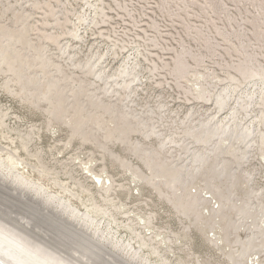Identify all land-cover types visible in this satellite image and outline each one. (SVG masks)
I'll use <instances>...</instances> for the list:
<instances>
[{
    "label": "rangeland",
    "instance_id": "1",
    "mask_svg": "<svg viewBox=\"0 0 264 264\" xmlns=\"http://www.w3.org/2000/svg\"><path fill=\"white\" fill-rule=\"evenodd\" d=\"M0 218L75 263L264 264V0H0Z\"/></svg>",
    "mask_w": 264,
    "mask_h": 264
},
{
    "label": "bare ground",
    "instance_id": "2",
    "mask_svg": "<svg viewBox=\"0 0 264 264\" xmlns=\"http://www.w3.org/2000/svg\"><path fill=\"white\" fill-rule=\"evenodd\" d=\"M220 99V98H219ZM222 99V98H221ZM220 99V100H221ZM222 101V100H221ZM222 103V102H220ZM199 157V156H198ZM201 157V156H200ZM22 185L23 184H26V182H22L21 183ZM20 186V185H19ZM24 187V186H23ZM40 188V187H39ZM27 189V188H26ZM29 189V188H28ZM42 190V189H41ZM21 192V191H20ZM37 192V191H36ZM42 191H40V194ZM43 193H44V190H43ZM45 194V193H44ZM10 195V194H9ZM12 196V195H11ZM42 196V195H41ZM45 197L47 198V200H52V201H56V198L55 196H46ZM61 199V198H60ZM45 201V200H44ZM51 202V201H50ZM61 203V202H60ZM62 204V203H61ZM49 205V204H48ZM68 207V205H65V207ZM63 207V206H62ZM64 207V208H65ZM42 209V208H41ZM40 209V211H41ZM71 209V208H70ZM69 209L68 211V215L72 216L73 218H77V211L72 208L71 210ZM44 210V209H42ZM66 210V209H65ZM216 211V210H215ZM58 213V212H57ZM45 215V214H43ZM83 216L81 217H86L87 218V215H84L82 214ZM38 216V215H37ZM46 216V215H45ZM42 218V217H41ZM44 218V217H43ZM84 218V219H86ZM1 219V218H0ZM58 219V218H57ZM3 220V219H2ZM45 220V219H44ZM60 220V219H58ZM55 221V220H53ZM73 221V220H72ZM85 222V221H84ZM65 223L69 224L71 227H74L72 222H66ZM9 224V223H8ZM11 226L8 225L6 226L5 223L1 220H0V264H89V262L91 260V257H88L87 255H91V254H88L86 252V250H88V246L85 247V256H87L86 258H90L89 262L86 260V262L84 263H75L73 262L72 260H70V258L68 256H65L57 251H55L54 249L52 248H49V250H45L43 249V247H41V241L38 240V239H34L33 235H30L28 232H25L24 230L26 229H23L22 227H9ZM81 229V228H80ZM28 231V230H27ZM77 231H80L81 230H77ZM69 232V231H68ZM82 233V232H81ZM88 238V237H87ZM90 240V241H89ZM89 244L91 247H95V251L96 250V245L94 244V240L90 239L89 237ZM109 242H112V239L110 238V236L108 237ZM96 243V242H95ZM115 247L116 248H121L122 247V243L121 241H115ZM88 245V244H87ZM89 246V247H90ZM129 247V245H128ZM92 248V249H93ZM129 248H133V247H129ZM90 250V249H89ZM134 250V249H133ZM94 251V250H92ZM104 250L101 248V252H103ZM138 249L137 250H134L133 253H134V256H137L138 254ZM57 253V254H56ZM59 253V254H58ZM89 253H91L89 251ZM95 253V252H93ZM100 254V252H97ZM106 253V252H105ZM110 253V252H109ZM84 256V257H85ZM93 256V254L91 255ZM110 257H113L112 259H114L116 262L118 263H122L120 262L117 258H118V255L117 257L114 256V254H110L109 255ZM94 257V256H93ZM98 257L100 258V256L98 255ZM102 257V256H101ZM109 257V258H110ZM108 258V259H109ZM101 259V258H100ZM104 259V258H102ZM108 259H104L105 261V264H112L110 262V260ZM134 259V258H132ZM113 260V261H114ZM121 260V259H120ZM126 261V260H125ZM130 261V260H129ZM88 262V263H87ZM117 263V264H118ZM130 263V262H129ZM116 264V263H115Z\"/></svg>",
    "mask_w": 264,
    "mask_h": 264
}]
</instances>
